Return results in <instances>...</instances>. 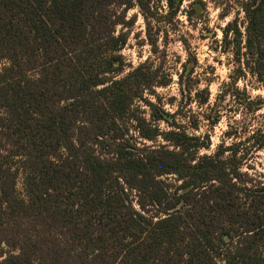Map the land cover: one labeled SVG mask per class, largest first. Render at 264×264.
<instances>
[{"label":"trees","instance_id":"1","mask_svg":"<svg viewBox=\"0 0 264 264\" xmlns=\"http://www.w3.org/2000/svg\"><path fill=\"white\" fill-rule=\"evenodd\" d=\"M220 1L245 22L221 29L234 68L198 115L189 106L210 94L194 89L197 59L186 51L179 98L163 103L156 89L173 80L157 43L204 2L0 0V264H264V177L244 159L264 131L229 126L236 141L213 154L187 132L199 117L215 126L227 99L236 115L261 108L237 83L264 88V0ZM133 8L155 61L123 75Z\"/></svg>","mask_w":264,"mask_h":264},{"label":"rangeland","instance_id":"2","mask_svg":"<svg viewBox=\"0 0 264 264\" xmlns=\"http://www.w3.org/2000/svg\"><path fill=\"white\" fill-rule=\"evenodd\" d=\"M194 1L196 0H182L181 11H189V5ZM200 1L205 4L204 11L201 15L198 10L197 15L192 16V20L188 21L183 14H179L176 24L165 27L168 31L167 36L161 34L158 39L157 47L161 50V57L164 56L165 61L163 69H167L170 72L173 83L167 88L156 89V93L163 100V103H166L170 97L179 98L178 85L176 83L177 74L181 72V65L187 59L186 51L191 52L197 59L193 76L198 80V84L194 89L201 90L207 88L210 97L206 107L198 108L195 104L191 103L189 109L195 114L206 115L210 114L216 102V94L221 90V84L229 80V75L234 68L230 54L222 52L224 43L221 29L237 17L239 28L242 31L245 20L243 13L239 11V6L236 1H227L225 5H222L220 0H215V2H213L214 0ZM158 8H160V12L166 9L164 0H159ZM222 13H225L226 16L221 18L220 15ZM131 16L134 17V24L129 28L130 35L127 45L120 53L125 63L123 75L131 69L130 66L135 67L147 58L153 60L151 57L152 54L150 53L151 48L146 42L145 26L139 10L137 8L129 10L126 17L130 18ZM161 29L164 30V28ZM237 86L239 89H245L252 99L259 98L261 100V108L253 116L248 113L236 115L234 112L235 104L227 99L220 104L222 105L220 119L215 126H210L207 120L199 117L198 131L187 130V132L200 137L206 134L209 136L210 148L209 150H201L200 154H213L219 144L224 143V145H229L236 141L224 137V133L230 131L229 126L233 130L237 128L243 129V137H248L251 135V131H255L256 129L264 131V88L249 74H247L244 81L238 82ZM165 108L173 112L176 106L169 108L165 104ZM141 109L146 108L143 107ZM146 114L147 112L144 114L145 117ZM247 125L249 127L248 129H246ZM159 127L165 129L163 124H160ZM146 144L151 145L148 142ZM252 151H248L250 153L249 156L244 158L245 160L247 159L246 165L252 167V170L248 171V173L257 177H264V150ZM224 157L227 156L224 155ZM243 168L246 169L245 166Z\"/></svg>","mask_w":264,"mask_h":264}]
</instances>
